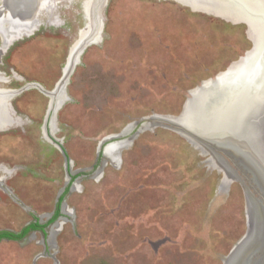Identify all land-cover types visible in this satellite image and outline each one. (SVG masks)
I'll return each instance as SVG.
<instances>
[{"label": "rangeland", "instance_id": "1", "mask_svg": "<svg viewBox=\"0 0 264 264\" xmlns=\"http://www.w3.org/2000/svg\"><path fill=\"white\" fill-rule=\"evenodd\" d=\"M31 2L4 3L10 17L40 9L35 24L0 35V231L48 223L62 202L45 233L0 240V264H224L247 232L244 190L206 148L152 117L216 130L260 30L254 22L250 37L229 20L258 6L230 0L235 15L106 0L87 18L92 0ZM216 78L195 123L193 96ZM253 108L264 149V100Z\"/></svg>", "mask_w": 264, "mask_h": 264}, {"label": "water", "instance_id": "2", "mask_svg": "<svg viewBox=\"0 0 264 264\" xmlns=\"http://www.w3.org/2000/svg\"><path fill=\"white\" fill-rule=\"evenodd\" d=\"M30 1L33 2L34 0H25L26 3H30ZM105 1L106 0L103 1L104 4ZM191 9L199 11L193 8ZM219 17L222 18L221 16ZM230 23L245 24L247 26L248 33L251 27L254 28L255 25L251 18L247 20L242 19L241 21L235 22L230 21ZM254 51L255 45L253 43L251 50L246 52L245 56H243L241 60L247 58V56ZM257 63L259 64L258 60ZM202 85L199 86V89L202 87ZM230 112L225 113L222 117V120H224L232 113ZM152 119L155 124L164 125L173 130H176L177 132H180L184 136L206 148L215 156L219 165L221 166L220 169H224L225 171L230 172L236 182H238L244 190L248 214L247 232L234 245L232 251L226 257L224 264H264L263 141L258 140L256 148H252L250 146H245L243 143H239L234 138L238 136L242 138L244 137L243 135L236 136L234 134L228 135L227 137L220 135L219 129H213V131L211 132L207 131L208 133H204L203 131L199 130L196 131L197 129L195 130L188 125H185V123L181 122L180 117H178L177 119L172 117H152Z\"/></svg>", "mask_w": 264, "mask_h": 264}, {"label": "bare ground", "instance_id": "3", "mask_svg": "<svg viewBox=\"0 0 264 264\" xmlns=\"http://www.w3.org/2000/svg\"><path fill=\"white\" fill-rule=\"evenodd\" d=\"M7 1V0H5ZM39 1V0H37ZM41 1V0H40ZM104 0H92L91 4L88 5V8L86 9L87 11V18H93L92 16L94 13V9L98 6L101 7L102 3ZM179 1L182 5L186 4L193 9H198L199 7H203L205 5H210V6H216L218 10L222 12H228L231 14H235L236 12H229L227 11V7H233L231 4L230 0H177ZM238 1V0H237ZM249 3L251 4L252 8L254 5L255 7L258 6V10L253 8V12L250 14H245L241 10L237 9V12L241 13V16L239 19H233L229 21H239L242 19H249L251 18L253 22L259 23L260 24V30L257 35H254L253 32L250 29L249 36L251 37L250 34H253L255 36V39H253V43L255 45V51L253 52L252 56H255L254 63L250 66L248 69V77L247 79L241 83L239 90L236 92L234 98L232 99L231 103L226 102V106L222 109L220 114L218 115L216 121H215V129H219L220 135L223 133V131L226 134L234 135L233 133L236 132L238 134L236 135H243V138L250 139L248 141L250 147L255 148L256 143L258 142V128L255 126V120H257V116L254 113V108L253 104L259 103L264 100V80L259 81L255 87L253 88L251 85L252 80L257 78L258 75L262 74L264 72V0H248ZM10 2V1H8ZM6 3V2H5ZM243 3V2H241ZM235 8H239L238 5ZM38 9H31L28 13H26L27 7L25 5H20L17 8V13H14L13 19L15 24L18 23H24L28 21L29 24H35V16L38 14ZM217 12V11H216ZM218 16V15H217ZM222 17V16H221ZM2 23L0 20V31H2ZM1 34V33H0ZM89 34V33H88ZM79 51V50H78ZM76 48H73L71 52H78ZM257 60L259 61V64L257 63ZM75 63L74 56L70 55L68 59V63L66 66V69L64 72L68 70L73 64ZM64 80H62L59 84L63 83ZM218 86V81L217 78L213 81H211V84H208L207 86L203 87L199 92H197V95L194 97L193 96V102H194V108H195V123H198L200 120H204V106L206 105L207 97L206 94L214 92V90ZM195 95V94H194ZM224 100V97H221V101ZM227 100V98L225 99ZM228 104V105H227ZM206 108V107H205ZM232 113H231V112ZM230 112L231 114L226 117L224 120H222V117L225 113ZM251 115L249 118V123L246 124L245 121L248 119V116ZM252 118H255L253 120ZM259 118V117H258ZM261 119V118H260ZM210 120V119H209ZM223 122H222V121ZM180 121L185 123V125H188L189 127L193 129H197L196 131H203L205 132L201 127H197L191 123H189L187 116H184L183 118H180ZM224 125H229V129L231 130L230 132L227 130H223L221 127ZM245 126V127H244ZM212 131V130H211ZM209 131V132H211ZM233 131V132H232ZM245 146H248L247 144ZM53 230L51 229V232Z\"/></svg>", "mask_w": 264, "mask_h": 264}, {"label": "flooded vegetation", "instance_id": "4", "mask_svg": "<svg viewBox=\"0 0 264 264\" xmlns=\"http://www.w3.org/2000/svg\"><path fill=\"white\" fill-rule=\"evenodd\" d=\"M6 1L5 0H0V14H1V17H0V20H1V22H3L2 23V31L3 32H1L0 31V35L2 36V38L5 40V41H7V39H8V36H12V35H14V29L17 27V28H19V27H28V25H29V23H28V21H26V22H22V23H18V24H15V22H14V19H13V17H10V16H8V15H5V12H4V9H5V5H4V3H5ZM1 52V51H0ZM2 91H4V90H2ZM6 92H8V91H6ZM61 202H62V200H61ZM61 202H60V204H61ZM58 204H59V202H58ZM57 204V205H58ZM60 204H59V206H58V210H59V213H60ZM56 209H57V207H56ZM55 209V210H56ZM55 212V211H54ZM54 214V213H53ZM53 217V216H52ZM59 217V215L57 216V218ZM56 218V219H57ZM36 221V220H35ZM55 222V220L52 222V223H54ZM30 224V223H29ZM28 224V225H29ZM38 224L39 225H41V226H43V230L41 231V230H39V231H41L42 233H45V229H46V227L49 225V223H44V224H40L39 222H38ZM51 224V223H50ZM28 225H26V226H28ZM25 226V227H26ZM4 231H8V230H4ZM12 232V231H11ZM24 238V237H23ZM3 240V239H2ZM4 240H6V239H4Z\"/></svg>", "mask_w": 264, "mask_h": 264}, {"label": "trees", "instance_id": "5", "mask_svg": "<svg viewBox=\"0 0 264 264\" xmlns=\"http://www.w3.org/2000/svg\"><path fill=\"white\" fill-rule=\"evenodd\" d=\"M61 200L59 201V204H60ZM59 204L57 205V209L55 210L53 217L48 222L49 224L52 223L57 218V216L59 215V210H58ZM37 230L42 231L43 226L39 225L38 221L36 220L35 222H31L28 226L24 227L20 232L0 231V240H2V239L15 240V241L20 240L23 237H25L27 234H29L30 232L37 231Z\"/></svg>", "mask_w": 264, "mask_h": 264}]
</instances>
